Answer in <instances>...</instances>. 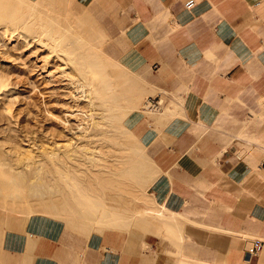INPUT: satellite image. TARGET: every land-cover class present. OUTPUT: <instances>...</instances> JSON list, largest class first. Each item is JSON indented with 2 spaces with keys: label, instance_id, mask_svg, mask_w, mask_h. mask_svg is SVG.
Returning a JSON list of instances; mask_svg holds the SVG:
<instances>
[{
  "label": "crops",
  "instance_id": "crops-1",
  "mask_svg": "<svg viewBox=\"0 0 264 264\" xmlns=\"http://www.w3.org/2000/svg\"><path fill=\"white\" fill-rule=\"evenodd\" d=\"M187 1L74 0L122 35L157 95L179 97L166 124L139 126L162 224L39 237L0 264H264V246L247 251L264 241V0Z\"/></svg>",
  "mask_w": 264,
  "mask_h": 264
},
{
  "label": "rangeland",
  "instance_id": "rangeland-1",
  "mask_svg": "<svg viewBox=\"0 0 264 264\" xmlns=\"http://www.w3.org/2000/svg\"><path fill=\"white\" fill-rule=\"evenodd\" d=\"M50 30L55 36H61L63 45H52L53 40L48 36ZM64 44L78 45L80 51L85 52V57L97 61L99 70H70L73 67L71 59L77 56L78 51L64 50ZM145 72L144 63L122 35L116 38L109 36L91 15L77 12L74 0H0V148L5 152L4 160H0V253L10 249H29L39 237L86 240L109 228L130 231L139 230L141 224L148 228H158L162 224L163 217H157L150 211L160 209L142 199L143 189L134 180L136 176L143 179L145 190L148 189L150 195L153 190L156 193L159 171L149 155L146 141H141L139 126L144 121L156 125L157 119L158 124H166L165 121L179 114L180 100L179 97L167 98V105L160 112L146 110V99L156 96L158 91L150 88ZM69 76H77V80ZM107 77L116 90L131 91L130 99L122 97L117 103L132 119V129L137 136L128 137L137 142L135 147L139 151L129 152L133 157L131 162L118 160L111 163L109 170L104 164L108 165L115 156L127 153L108 148L109 153H96L103 161L95 164L83 156L86 153L79 152L76 157L85 160L83 162L87 165L67 163V156L75 155L78 144L74 133L77 130L72 125L80 119L70 116L71 112L79 115L81 111L78 109L82 108L86 110L80 117L89 119L91 113L98 116L100 109L109 103L107 89L100 85ZM72 80L76 85L83 83L84 87L74 92ZM89 81L97 85H85ZM82 89L89 97L95 98L96 104L87 102L85 98L74 101L73 95H81ZM124 141L110 143L117 149H129V144ZM90 150L93 156L94 149ZM104 150L107 151L106 147ZM16 159L22 162L13 167ZM75 168L86 171L85 175L91 179L82 185L76 178ZM98 173L113 178L115 184L111 186L110 193L115 204L112 206L101 197V193L104 195L107 191L101 187ZM18 176L25 177V181L14 178ZM90 182H93L94 191H101L95 193ZM63 190L83 200L84 203L78 204L80 210L93 211L79 219L88 228L93 226L98 231L83 232L61 219L66 217V210L58 206L64 197ZM110 207L114 211L109 214L100 212L110 210ZM38 218L45 229L37 232L36 241L31 245V228ZM51 225H54V232L49 231Z\"/></svg>",
  "mask_w": 264,
  "mask_h": 264
},
{
  "label": "bare ground",
  "instance_id": "bare-ground-1",
  "mask_svg": "<svg viewBox=\"0 0 264 264\" xmlns=\"http://www.w3.org/2000/svg\"><path fill=\"white\" fill-rule=\"evenodd\" d=\"M23 26V25H22ZM21 26V27H22ZM52 30V29H51ZM49 31L48 32V36L50 39H52V45H56V46H59V45H63L61 44V36H55L52 31ZM34 42V41H33ZM43 48V47H42ZM75 50V51H78V54L75 58L71 59V62L73 64V67H71L70 70L76 72V71H82V70H85V71H89L88 69L90 70H99V65L97 63L96 60L90 58V57H85L86 54L85 52L83 51H80V48L78 47V45L76 44H64V50ZM64 65V64H63ZM60 69V67H59ZM76 70V71H75ZM65 71V70H64ZM67 72V71H66ZM70 72V71H69ZM61 74V73H60ZM70 74V73H69ZM74 75V74H73ZM64 76V75H63ZM70 77V76H69ZM73 80H77V76H71ZM70 77V79H71ZM81 77V76H80ZM72 80V83L75 84V88L74 89V92H75V89H79L80 87L83 88L84 87V84L83 83H78V85H76V81H73ZM82 80V79H81ZM69 81V80H68ZM66 83V82H65ZM86 84L85 85H92L94 87V85H97L95 82L93 81H89V82H85ZM64 84V83H63ZM102 87L106 88L107 89V94H108V104L105 105V107H103L102 109H100L101 113L97 116L95 114H89V119H84V117H80L79 115H82L81 113H83L84 110L86 109H78V111H81V113L78 115V114H74V111H72L71 115L70 116H75L76 118H80L78 122L74 123L72 126V128L76 129L77 132L75 131L74 133H76V136H77V140H78V144H77V147L75 148V155H68L67 156V163H72V164H75V163H81L80 165H82L85 161L83 159H78L76 156H77V153L79 152H82V153H86L85 155H83L84 157L86 158H90L91 161H94L95 164H100L99 161L102 159L101 156H99L100 154H96V153H99L101 151V153L105 154L106 153H109V150L110 148H112V150L114 151H120L121 153H127V155H118V156H115L113 159V161L110 163L107 162V160L105 161L106 163H109L108 165L104 164V167L108 168V170L110 169V165L111 163H114L118 160H123V159H128L129 161L133 159V157L130 156V153L133 154L135 151L138 152L139 149L136 146L137 142L134 143L130 137H128V135H130L131 137L133 136H137L133 131L132 129V119L128 116V115H125L123 113V108L122 106H120L117 102H119V100H121L122 97H125L126 99H130L131 97V91L128 92L126 90H116L115 88L112 87V83L110 82L109 80V77L106 78V80L102 81L101 84H100ZM117 85H122V84H117ZM112 87V89H111ZM65 89V88H64ZM118 89V88H117ZM65 91V90H64ZM72 92V91H71ZM70 92V93H71ZM90 93V91H89ZM129 93V94H128ZM79 93H75V95H73V99L74 101H79L81 99H87V102L89 103H94L96 104V101H95V98L94 97H89V94L86 92V90L82 89V94L81 95H77ZM27 96V95H26ZM78 99V100H77ZM73 104V103H72ZM93 105V104H92ZM70 107V106H69ZM80 107V105H79ZM88 107V105H87ZM94 108V107H93ZM90 109V108H89ZM94 110V109H93ZM68 117V116H67ZM65 118H66V115H65ZM136 119V118H135ZM69 121V119H68ZM125 124V125H122ZM68 127V126H67ZM133 139V138H132ZM126 141V143L129 144V149L127 148H123V149H117V147L111 145L112 143L110 142H117V143H121V141ZM124 141V142H125ZM124 143V144H126ZM123 144V143H122ZM127 145V144H126ZM67 146V145H66ZM107 149V151H105L104 149ZM90 148L91 149H94V154L93 156H91L90 154ZM109 148V150H108ZM5 149V148H4ZM6 150V149H5ZM90 150V151H89ZM7 151V150H6ZM72 151V150H71ZM111 151V150H110ZM11 152V151H10ZM9 152V153H10ZM113 152V151H112ZM70 153V152H69ZM68 153V154H69ZM114 155V154H113ZM135 155H138V154H135ZM8 156V154H7ZM17 156V155H16ZM100 158H99V157ZM107 156V155H106ZM10 157V156H9ZM136 157V156H135ZM5 158V152H3V150L0 148V160H4ZM110 158V157H109ZM107 158V159H109ZM132 158V159H130ZM7 159V158H6ZM25 159V158H24ZM104 159V158H103ZM14 161V165L13 167H16V165L20 164L22 162V160H13ZM12 161V162H13ZM103 160H101L102 162ZM130 161V162H131ZM6 163V162H5ZM86 164V163H84ZM87 165V164H86ZM11 166V165H10ZM103 166V165H102ZM95 167V165H94ZM97 167V166H96ZM101 167V166H100ZM91 169V168H89ZM108 170H103V172H108ZM75 172L76 173V178L78 179V182L82 183V185H84L87 180H90L91 177L88 175L86 176L85 174H87L86 171H83L79 168H75ZM92 172V171H91ZM84 174V175H83ZM96 174V173H95ZM99 175V173L97 174ZM96 176V175H94ZM100 176V175H99ZM97 177V176H96ZM13 178V176H12ZM14 178H18V179H22L23 181H25V177L22 176H18V177H14ZM87 178V179H86ZM99 178L100 179V182L102 181V188L104 191H107L104 195L103 193L102 194V198L107 202V204L109 206H112L114 202V196L113 194H111V186H113L115 183L113 181V178L111 177H108V176H100ZM2 179V178H1ZM0 179V181H1ZM94 179V178H93ZM4 180V179H3ZM95 180V179H94ZM140 186L141 188L143 189L142 193H141V197L143 200H148L155 208L157 205L156 204V201L154 199V196L153 194H149L148 193V189L145 190V181L143 179H140L139 177L136 176V178L134 179ZM92 181V180H91ZM91 183L93 182H90V185ZM86 186V185H85ZM92 188H93V185H91ZM90 186V188H91ZM96 186V185H95ZM116 186V185H115ZM100 187V188H101ZM91 188V189H92ZM97 188V186H96ZM96 191H98L99 189H95ZM93 191H94V188H93ZM96 191H94L96 193ZM101 190H99L98 192H100ZM94 193V194H95ZM62 194L64 195L63 198H61V200L59 201V204L58 206H62L63 209L66 210V217L65 218H61L63 221H67L68 223L72 224L75 229L76 228H79L80 231L82 230L83 232H91L92 230L94 231H98V228L96 227H87L82 221L81 219L79 218H82L83 217V214L85 213H92L90 209H87L86 211L85 210H80L79 207H78V204L83 202L82 199H79L77 197L76 194H72L71 192H68V191H64L62 192ZM100 194V193H99ZM100 194V195H101ZM96 198V197H95ZM140 200V199H139ZM84 203V202H83ZM57 206V207H58ZM110 210H102L100 211L103 215H107L109 214V212L111 211H114V209L112 207L109 208ZM113 209V210H112ZM150 209V208H149ZM151 213L152 214H155L156 216H162V213L156 209H150ZM178 213V212H177ZM89 215V214H87ZM91 216V215H90ZM89 217V216H87ZM31 220V219H30ZM59 221V220H58ZM69 224V225H70ZM2 225V223H1ZM0 225V227H1ZM7 226V224H6ZM5 226V227H6ZM13 226V225H12ZM54 225H51L50 227V232H54L55 231V228L53 227ZM71 226V225H70ZM16 227V225L14 226ZM72 227V226H71ZM9 228V227H7ZM17 228V227H16ZM1 229V228H0ZM13 229V228H12ZM23 229V228H21ZM20 229V230H21ZM42 229H45V225H42L41 224V220L38 218L37 221L35 222L34 226L31 228V245L33 242L36 241V239L34 240V238L36 237V234L37 232H39L40 230L42 231ZM6 230V229H5ZM4 230V231H5ZM19 230V231H20ZM24 230V229H23ZM103 232V231H102ZM5 233V232H3ZM27 233V232H26ZM34 233V234H33ZM99 233V232H97ZM90 234V233H89ZM99 235V234H97ZM2 236V234H1ZM29 236V235H28ZM94 236V235H93ZM96 236V234H95ZM30 237V236H29ZM28 237V238H29ZM183 238V237H182ZM28 244H29V241L27 240ZM35 244V243H34ZM33 244V246H35ZM27 245V244H26ZM32 246V247H33ZM30 249V248H29Z\"/></svg>",
  "mask_w": 264,
  "mask_h": 264
},
{
  "label": "built area",
  "instance_id": "built-area-1",
  "mask_svg": "<svg viewBox=\"0 0 264 264\" xmlns=\"http://www.w3.org/2000/svg\"><path fill=\"white\" fill-rule=\"evenodd\" d=\"M197 0H188L186 2V7L191 8L196 4ZM145 109L150 112H160L164 109V107L167 105L166 103V96L165 94H159L156 96H150L145 101ZM264 246V241L261 239H255L250 244L248 248V254L251 256L253 254L258 253Z\"/></svg>",
  "mask_w": 264,
  "mask_h": 264
}]
</instances>
